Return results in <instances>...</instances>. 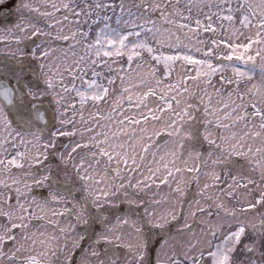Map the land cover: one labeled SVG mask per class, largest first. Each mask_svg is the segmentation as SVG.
Returning <instances> with one entry per match:
<instances>
[{"label":"snow or ice","instance_id":"6c2138e0","mask_svg":"<svg viewBox=\"0 0 264 264\" xmlns=\"http://www.w3.org/2000/svg\"><path fill=\"white\" fill-rule=\"evenodd\" d=\"M0 264H264V0H0Z\"/></svg>","mask_w":264,"mask_h":264}]
</instances>
